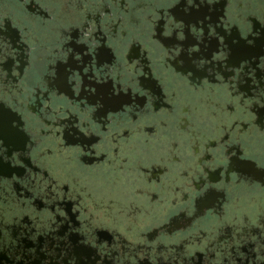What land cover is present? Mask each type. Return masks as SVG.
I'll use <instances>...</instances> for the list:
<instances>
[{"label": "flooded vegetation", "instance_id": "1", "mask_svg": "<svg viewBox=\"0 0 264 264\" xmlns=\"http://www.w3.org/2000/svg\"><path fill=\"white\" fill-rule=\"evenodd\" d=\"M212 20L227 47L200 35ZM0 43L5 134L11 121L25 137L0 160V264H264V0H0ZM185 43L203 49L195 80ZM85 121L96 154L82 157ZM53 176L112 189L53 201ZM89 212L96 249L74 239Z\"/></svg>", "mask_w": 264, "mask_h": 264}, {"label": "snow or ice", "instance_id": "2", "mask_svg": "<svg viewBox=\"0 0 264 264\" xmlns=\"http://www.w3.org/2000/svg\"><path fill=\"white\" fill-rule=\"evenodd\" d=\"M206 3L211 4L213 3V0H205ZM177 5L182 8L185 5H189V6H195V7H200V0H176ZM205 15H207V13H205ZM149 19H151V17H149ZM181 17L178 16V20H180ZM203 21V17L201 18ZM183 23V29L187 30V32L189 34H194L196 32V29L193 28L191 26V22L187 21V20H182ZM209 23L211 25H215L217 23L216 20H212L210 22H205L204 26L201 29L200 35L203 36L205 34V32H207L209 35H214L216 37V40L219 42L220 45L227 47V45H224V41H223V35L222 34H216L214 27H209ZM199 26V25H198ZM182 28H181V24L180 23H175L173 25V32L170 33V35H173L174 37H177L179 39V41H186L187 37L185 35L182 34ZM124 35H127V31L124 32ZM193 44H195V41H192ZM245 43H251V37H246L245 38ZM3 44L0 43V53H2L3 50ZM213 47L216 48V51H219V47H216V45H213ZM184 51L185 53L188 52H192L195 54V56H188V57H184V56H180L179 52H176L174 55L175 56H180V59L184 60V66L180 67L179 70L181 72L184 73V76L187 77L189 80H195L196 79V75L194 74V70L192 68V65L195 64L196 59L199 58L200 53L203 51L202 47L200 45H196L195 47H189L188 43L184 44ZM70 56L74 57L76 60H79V57L76 56L75 52H70L69 53ZM170 55H172V53H170ZM131 59V57H130ZM213 59H219L217 57H213ZM209 63H211L212 61L209 60ZM178 67H179V61L177 62ZM3 64H0V78H2L3 76L7 75L8 73H5L3 71ZM10 71V70H9ZM235 75V73H233ZM129 79H131V77H129ZM59 83V79H57L55 82H53V86H55L56 84ZM262 86H264V81H262ZM93 91L95 92L96 89H93ZM115 96H119L118 92L114 93ZM237 95H239V93H237ZM260 99H264V93L260 94ZM126 103V101H125ZM123 106L121 105V108ZM100 115H103L105 120L107 121V123L104 124V131L107 132L108 131V123H111L112 117L108 115L107 110L103 111L102 113H100ZM137 119H139V113L136 114ZM256 122L257 123H262L264 122V112H261L260 114H258V116L256 117ZM101 123H104L103 121H101ZM78 127H80V125H77ZM5 118H4V114L2 112H0V160H2L4 153L7 150V146L8 144L11 142L10 138H14L15 141L17 143H19V145L21 147H23L24 144V140L25 137L23 136V134L15 128V126L11 123V121L7 122V129H8V134H5ZM92 130L91 127V123L85 121L83 127H80V132L82 134V139H81V144L83 145V149H82V157L83 155H95V147L96 144H94L93 140L91 139H84V137L87 135V132ZM47 134V133H46ZM127 134V132L125 133ZM30 139V137H28ZM39 141L34 142L30 147H35L36 143H38ZM98 143V142H97ZM92 146V151H89V146ZM115 151L118 153L119 152V147H117L115 149ZM69 159H71V157H68ZM100 158L101 159H107V154L101 152L100 153ZM125 163H127V159H125ZM240 162L237 161V164H239ZM259 167L261 168V170H264V164L259 165ZM47 170H45V175H47ZM73 181L74 183H70L69 181L65 180L63 182V184L59 183V178L58 177H51V179L48 182L47 185V197L50 200H76L78 203H82L85 199V197L92 199L94 203H98V201L96 200V196L99 193L101 195V198H103V194L105 191L110 192L112 189V185L106 184L104 181L103 177H100L98 179L96 178H91L88 179L86 178V181L84 183H81L79 176H73ZM121 191H125L126 190V186L124 185V183L121 181ZM76 185H79V187H77ZM57 187H59L62 192L63 195H60L57 192ZM40 191H43V189H40ZM84 208L86 211H89L88 206L85 204ZM71 210V209H70ZM79 213L77 212V215ZM59 216L63 217L66 214L64 212H60L58 214ZM86 222L88 223L89 226V233L88 234H81L76 236L75 239V243L79 244V245H88L89 249H96L97 248V243H93V241L91 239L88 238V236L91 234V232H94L97 228H100L103 226V221L100 220L99 216L97 214L91 213L89 212V217L86 218ZM71 232L74 233H79L81 230L79 228H75V229H71ZM0 236H2V232H0ZM89 249H84L85 252H87ZM93 259H95L93 257ZM64 264H68V259L67 257L65 258V262Z\"/></svg>", "mask_w": 264, "mask_h": 264}]
</instances>
